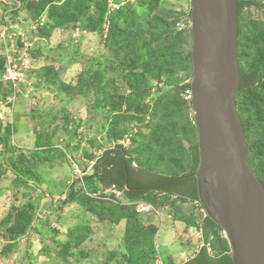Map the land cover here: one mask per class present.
I'll return each mask as SVG.
<instances>
[{
  "label": "trees",
  "instance_id": "1",
  "mask_svg": "<svg viewBox=\"0 0 264 264\" xmlns=\"http://www.w3.org/2000/svg\"><path fill=\"white\" fill-rule=\"evenodd\" d=\"M53 1L0 0L2 10L0 15V46H2L0 47V106L2 109L0 110L6 115L5 120H0V149H7L10 141L16 140L18 134L14 130V123L18 120V116H15L17 110L13 111L18 103L17 96L13 93L14 83L4 79L9 69V58L17 57V51L24 50L22 49L24 47L27 52L34 49L39 51L40 38H44L45 35L50 36L52 33L56 35L57 30L69 28L72 30L73 26L69 25L71 23L80 25L81 32H99L101 36H105L104 42L110 56L106 66L109 65L113 72L120 66L119 68L126 71L129 77L133 74L139 92L135 91L128 96H122L116 105L112 104L115 109H111L109 113L113 111L117 113L114 119L112 118V127L116 126L118 129L120 120L122 124H134L135 120L142 123L144 119L134 117L136 105L141 104L138 101L145 95L151 96L153 86V97H156L150 114L159 116L160 122L154 125L148 138V140L152 139L154 145H150L151 141H147V146H144L145 149L137 156L129 155L131 152L128 148L131 144L127 145L124 142L103 151L101 156L93 162L90 169L92 172L83 174L81 180H75L78 191L82 193L81 195L88 196L90 211L97 216L105 217L115 224L125 222V237L131 251L129 257L131 264L153 263L156 254L154 244H150L155 236L153 229L158 228L155 223H151V219L146 221L148 224L144 223L140 218L142 215L137 212L138 203L143 201L154 206L156 212L165 208L177 209L176 211L180 209L178 220L185 223L188 228L194 227L200 231L202 247L196 249V253H193L183 264H232L230 247L226 238L221 235L222 230L203 214L204 211L198 199L196 180L184 178L168 184L177 178L192 174L199 164L197 122L191 100L186 99V92L190 90L192 78L191 9L187 13L183 11L176 13L174 9L167 12L161 8L164 5L163 0H135V3L131 4L125 0V7H120L117 11L120 12L119 15L111 16L107 13V3L99 0L96 4L98 18L94 19L88 17L85 10L87 6L85 4L89 0H66L61 5H54ZM188 1L191 2V0ZM237 5L241 88L236 102L250 152V165L264 186V21L261 18H253V14L248 12L251 8L264 11V1L237 0ZM78 9L83 11L76 12L75 10ZM157 9L160 13L154 14ZM21 10H31L32 25L30 27H27L24 21H19ZM46 11L49 13L45 22L48 33L44 35L41 29L40 32L36 30V24L41 23L42 14ZM68 13L72 17L67 16ZM122 13L127 15L126 18L121 16ZM108 16H110V26L108 31H105L103 24ZM181 17H184L183 23H186L187 33L179 32L176 26L177 20ZM144 21L148 22L146 28ZM8 26L10 29L7 28ZM8 30L12 33H8L6 38ZM16 33L18 34L13 36ZM25 40L29 45H24ZM183 46H185V52L182 50ZM4 50L6 54L2 55ZM32 59H34L33 56L29 54V62ZM12 60L17 65V71L20 72L19 61L17 58ZM31 69L34 71L35 68L29 67L27 70ZM53 69H45L46 75L55 72ZM27 70L23 71L27 72ZM105 71L106 69H98L96 73L89 72L85 75L100 77L98 82L100 86H104L102 81L105 78ZM140 71L142 73H138ZM63 89H67L65 84ZM10 97H13L14 101H11ZM104 99L109 100V98ZM123 111L127 114L124 115ZM56 134L58 133L54 131L47 136L39 137L42 134L36 133V144L31 150L29 161L25 164L23 157L21 159L23 166L21 163L15 165L16 185H27L31 182L35 185L39 183V185L48 184L49 186L50 184L45 181L48 176L41 178L36 170H32L34 168L28 167L31 166V162L50 166L55 156L67 158L70 152L73 154L77 149L80 150V147L76 148L75 143H68L64 150L59 148L53 141V136L55 137ZM185 142L189 144L188 148ZM186 152L189 154L188 157L184 155ZM187 158L188 165L185 164ZM135 162H139L142 167L136 166ZM150 167H153V170L146 169ZM118 194L123 201H119L122 202L121 205H116V200L115 202L104 201L105 198L110 199L111 195L118 198ZM150 194H154V199L149 197ZM75 196L76 191L74 193L71 191L65 204L75 203ZM166 201L169 207L166 206ZM78 202L86 205L85 201L78 200ZM127 202L134 205L139 215L125 205ZM194 204L196 206H193ZM150 213L154 215L155 211L151 210L148 214ZM202 215L204 218L199 225L197 222ZM89 233V227L82 228L72 238L78 243H83ZM141 235L146 240L144 248L136 246L137 241L135 243V239H140ZM130 241H133V244H130ZM147 249L148 253H146ZM162 261L163 264H176L172 256H168L167 261L162 258Z\"/></svg>",
  "mask_w": 264,
  "mask_h": 264
},
{
  "label": "rangeland",
  "instance_id": "2",
  "mask_svg": "<svg viewBox=\"0 0 264 264\" xmlns=\"http://www.w3.org/2000/svg\"><path fill=\"white\" fill-rule=\"evenodd\" d=\"M64 1L66 0H54L52 3L61 5ZM104 1L107 3V13L111 16L119 15L120 12L117 11L120 7H125L126 3L125 0ZM163 1L164 5L161 8L167 12L174 9L176 13H182L181 11L187 13L191 9V2L188 0ZM98 2L99 0H89L85 4L88 17L98 18L96 11ZM127 3H135V0H127ZM169 3L175 7L170 6ZM74 7L75 5L73 9ZM30 11L21 10L18 18L19 21H24L27 27L32 25ZM48 11L42 14L40 24L43 26L36 24V30L40 32L41 29L44 35L48 33L45 28V22L49 17ZM75 11L81 12L83 9ZM248 12L253 14V18L258 17L264 21V11L251 8ZM159 13L160 10L157 9L154 14ZM68 14L67 16L72 17L73 11L72 15ZM178 15L182 16V14ZM121 16L126 18L127 15L122 13ZM183 20L184 17L178 19L176 26L179 32L187 33V26ZM144 23L146 28L148 22L144 21ZM69 25L73 26L72 30L61 29L56 31L55 36L52 33L50 36L45 35L44 38H40L39 51L34 49L27 52L24 47L22 48L24 50L20 52L16 50L17 57L12 58H17L20 63L18 66L20 72H16L20 76L19 80H10L14 83L13 93L18 99L13 109L14 112L16 110L18 112L15 113L18 120L14 123V130L18 134L16 140L10 141L7 149H0V264H131L129 258L131 251L125 237V222L115 224L91 212L90 200L87 195H81L75 180L82 178L85 173H91L93 162L101 156L103 151L112 149L119 143L124 142L127 145L130 143L129 155L133 156H137L145 149L147 141H151L150 145H154L152 139L148 140L152 128L160 122L159 116L150 114L156 97H153L154 86L150 97L145 95L140 101L137 100L141 104L136 105L134 117L144 119L142 123L135 120L134 124H122L120 120L118 129L116 126L112 127L114 115L117 114L114 111L109 113L111 109H115L112 104L116 105L122 96L138 92L133 74L129 77L126 71L119 68L120 66L114 72L109 65L106 66L110 56L104 42V35L101 36L99 32H81V26L76 23ZM103 25L104 30L108 31L110 16ZM10 27L13 26L10 25ZM7 28L10 29L9 26ZM8 33L12 32L8 30L6 38ZM25 42L26 44L23 43L25 46L29 45L26 40ZM182 50L185 52V46ZM5 51L2 55L6 54ZM29 54L34 58L33 63L32 60L30 62L28 60ZM29 67L35 68L34 71L27 70ZM24 69L27 72H24ZM45 69H53L55 72L46 75ZM98 69H106L105 78L102 81L104 86L101 85L103 91L98 82L100 77L86 76L89 72L96 73ZM7 75V73L4 75V79ZM63 84L67 86V89H63ZM103 98H109V100H103ZM10 100L14 101V98L10 97ZM0 109H2L1 106ZM123 114L127 113L123 111ZM129 115L133 114L129 113ZM0 116V120L6 119L2 110H0ZM54 131L58 134L53 136V141L59 148L64 150L68 143H75L76 148L80 147V150L77 149L73 154L70 152L67 158L55 156L50 166L31 162V166L28 167L34 168L32 170H36L41 178L48 176L45 181L50 184L49 186L48 184L39 185V183L35 185L31 182L27 185H16L15 165H20L23 157L25 164L29 161L31 150L36 144V133H41L42 135L39 136L41 137ZM184 155L189 156L188 152ZM188 163L187 158L185 164L188 165ZM135 165L142 167L139 162H135ZM146 169L153 170V167ZM71 191L73 193L76 191V201L66 205L65 202ZM119 194L118 198L111 195L110 199L105 198L104 201L115 202L116 200L115 204L121 205L123 201ZM149 197L154 199V194H150ZM77 199L81 202L85 201L86 205L81 204ZM125 205L136 212L133 204L130 205L127 202ZM149 205L144 201L139 202L137 212L142 215L140 218L144 223L148 224L146 221L151 219V223H155L159 230L163 223L162 217L157 214L154 206L150 207L155 214H148L150 211L146 208ZM166 206L169 207L168 202ZM176 210L171 208L162 210L168 212L169 216L166 214L167 219L164 218V220H169L170 224L161 229L158 241L157 232L159 231L153 229L155 236L150 245L154 244L156 254L153 263L150 264H163L162 258L167 261L168 256H173L175 259L182 258L180 245L197 250L202 246L200 231L194 227L188 228L185 223L178 220L180 209ZM137 212L136 214L139 215ZM203 214L205 215V212ZM203 218L202 215L198 220L199 225ZM86 227L90 228V233L83 243H78L72 236H76L80 229ZM221 235L224 236V233L221 232ZM144 238L142 235L140 239L134 238L135 243L137 241L136 246L146 247ZM130 242L133 244V241ZM134 249L137 248L134 247Z\"/></svg>",
  "mask_w": 264,
  "mask_h": 264
},
{
  "label": "water",
  "instance_id": "3",
  "mask_svg": "<svg viewBox=\"0 0 264 264\" xmlns=\"http://www.w3.org/2000/svg\"><path fill=\"white\" fill-rule=\"evenodd\" d=\"M190 27L199 164L168 184L194 178L206 217L228 241L232 264H264V186L251 168L236 102L241 88L237 0H191Z\"/></svg>",
  "mask_w": 264,
  "mask_h": 264
},
{
  "label": "crops",
  "instance_id": "4",
  "mask_svg": "<svg viewBox=\"0 0 264 264\" xmlns=\"http://www.w3.org/2000/svg\"><path fill=\"white\" fill-rule=\"evenodd\" d=\"M157 214L158 215H160L161 217H162V220H163V223L161 224V228L158 230L159 232H157L158 234H157V241H158V238H159V235H160V231H161V229L163 228V227H167L169 224H170V221L169 220H164V218L165 219H167V217H166V214L169 216V214H168V212L167 211H162V210H160V211H157ZM162 214V215H161ZM168 219H171V218H168ZM159 226V225H158ZM179 242H180V240H178ZM202 247V246H201ZM179 249H180V253H181V257L182 258H179V259H175L173 256V259H174V261H175V263L176 264H183V263H185L188 259H189V257L190 256H192V254L193 253H195L196 252V249L195 248H191V247H182L181 245L179 246Z\"/></svg>",
  "mask_w": 264,
  "mask_h": 264
},
{
  "label": "built area",
  "instance_id": "5",
  "mask_svg": "<svg viewBox=\"0 0 264 264\" xmlns=\"http://www.w3.org/2000/svg\"><path fill=\"white\" fill-rule=\"evenodd\" d=\"M8 64H9V69L7 70V74L8 75H7V78L5 80H8V81H10V80H12V81L19 80L20 76L18 74H16V72L19 73L17 71V65L13 62L12 58H10L8 60ZM186 99L187 100H191V91L190 90L186 92ZM146 209H147V211H151L150 205ZM138 211H140V210H138Z\"/></svg>",
  "mask_w": 264,
  "mask_h": 264
},
{
  "label": "flooded vegetation",
  "instance_id": "6",
  "mask_svg": "<svg viewBox=\"0 0 264 264\" xmlns=\"http://www.w3.org/2000/svg\"><path fill=\"white\" fill-rule=\"evenodd\" d=\"M255 10H259V9H258V8H255ZM257 18H258V17H257ZM257 18H256V19H257Z\"/></svg>",
  "mask_w": 264,
  "mask_h": 264
},
{
  "label": "bare ground",
  "instance_id": "7",
  "mask_svg": "<svg viewBox=\"0 0 264 264\" xmlns=\"http://www.w3.org/2000/svg\"><path fill=\"white\" fill-rule=\"evenodd\" d=\"M206 215V214H205Z\"/></svg>",
  "mask_w": 264,
  "mask_h": 264
},
{
  "label": "clouds",
  "instance_id": "8",
  "mask_svg": "<svg viewBox=\"0 0 264 264\" xmlns=\"http://www.w3.org/2000/svg\"><path fill=\"white\" fill-rule=\"evenodd\" d=\"M191 91V90H190Z\"/></svg>",
  "mask_w": 264,
  "mask_h": 264
}]
</instances>
